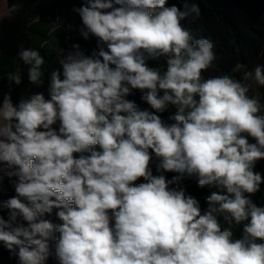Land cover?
Instances as JSON below:
<instances>
[{"label":"clouds","instance_id":"1","mask_svg":"<svg viewBox=\"0 0 264 264\" xmlns=\"http://www.w3.org/2000/svg\"><path fill=\"white\" fill-rule=\"evenodd\" d=\"M74 11L98 51L57 45L49 98L0 100V185L15 177L16 193L0 200V242L18 264H264V206L252 199L264 184V104L246 83L264 87V65L243 80L205 77L214 43L183 24L201 17L197 0H87ZM16 59L43 86L40 51L21 45ZM23 76L17 67L7 79ZM169 108L171 123L158 115ZM153 154L157 172L176 175H153ZM193 179L212 190L203 211L182 187Z\"/></svg>","mask_w":264,"mask_h":264},{"label":"trees","instance_id":"2","mask_svg":"<svg viewBox=\"0 0 264 264\" xmlns=\"http://www.w3.org/2000/svg\"><path fill=\"white\" fill-rule=\"evenodd\" d=\"M8 9L19 4L16 12L9 13L0 20V100L3 94H11L13 103L16 104L21 98H27L33 93L41 92L48 97L49 73L59 68L56 53L53 50L57 45L71 51L72 45L78 44L80 49L91 55L98 51L97 39L89 35L87 39L80 32L82 23L72 22L66 17L68 9H76L83 6L87 0H7ZM169 5L179 0H168ZM201 8V17L193 21L191 18L183 21L185 27L189 28L196 38L206 37L214 43L216 59L211 68L205 73V77L229 74L236 79L243 80L244 71H251L257 64L264 65V0H197ZM37 49L45 59L43 65L45 76L41 87L31 85L27 78V66L16 59L20 46ZM238 64L246 65L247 68L237 70ZM150 66L166 67L165 61H151ZM19 67L24 76L20 85H10L7 74ZM250 85V96H255L264 104V87L258 86L254 81H246ZM142 93L134 90V94L128 97L134 100L142 109H150V106L141 100ZM174 108H169L164 113H158L161 118L171 123L168 119L174 113ZM59 127V122L54 125ZM250 142H254L251 141ZM79 156V154H74ZM158 161L153 154L151 168L153 175L163 174L171 179L175 173L157 172ZM256 171L264 175V160L258 161ZM15 177H4L0 185V200H7L16 196L12 180ZM144 182L141 178L137 183ZM182 187L186 193L194 196L200 201L202 211L207 207L204 198L212 190L200 189L195 180H184ZM252 199L258 206H264V184L261 191L256 193ZM26 202V201H25ZM5 219L7 210L0 212ZM42 219L59 223L55 216L45 215ZM243 225L235 228V235L242 234ZM58 236V233L55 234ZM0 264H18V257L9 251L0 242ZM47 264H57L53 258H49Z\"/></svg>","mask_w":264,"mask_h":264},{"label":"rangeland","instance_id":"3","mask_svg":"<svg viewBox=\"0 0 264 264\" xmlns=\"http://www.w3.org/2000/svg\"><path fill=\"white\" fill-rule=\"evenodd\" d=\"M0 5H4V8L6 9V0H0ZM5 13V12H4ZM3 15V14H2ZM1 17V15H0ZM66 17L71 20L73 23L74 22H80L82 23L81 21V18L79 16V14L77 12L74 11V9H68L66 11Z\"/></svg>","mask_w":264,"mask_h":264},{"label":"crops","instance_id":"4","mask_svg":"<svg viewBox=\"0 0 264 264\" xmlns=\"http://www.w3.org/2000/svg\"><path fill=\"white\" fill-rule=\"evenodd\" d=\"M5 12V13H4ZM3 14V15H2ZM8 14V1L6 0V9L4 8V5H0V20L5 17Z\"/></svg>","mask_w":264,"mask_h":264}]
</instances>
